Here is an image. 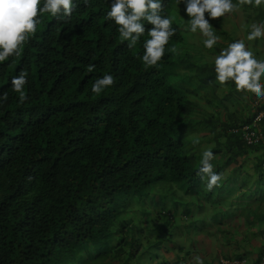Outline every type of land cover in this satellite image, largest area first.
<instances>
[{
    "label": "trees",
    "instance_id": "16d2710c",
    "mask_svg": "<svg viewBox=\"0 0 264 264\" xmlns=\"http://www.w3.org/2000/svg\"><path fill=\"white\" fill-rule=\"evenodd\" d=\"M177 3L165 0L175 35L155 66L140 59L147 32L132 48L120 38L110 0H74L65 20L38 16L20 54L0 64V264H264V139L244 133L264 137V117L254 126L264 101L214 71L242 40L225 25L237 9L246 47L264 59V37L247 39L264 4L233 0L209 21L219 39L206 49L184 11L175 21ZM23 69L21 100L10 81ZM105 74L113 85L93 94ZM205 150L222 175L211 190L197 175ZM203 231L223 244L220 254L208 247L207 262Z\"/></svg>",
    "mask_w": 264,
    "mask_h": 264
},
{
    "label": "clouds",
    "instance_id": "9594fccd",
    "mask_svg": "<svg viewBox=\"0 0 264 264\" xmlns=\"http://www.w3.org/2000/svg\"><path fill=\"white\" fill-rule=\"evenodd\" d=\"M73 2L74 0H0V64L20 54L25 40L37 30L40 23L38 16L48 14L65 20L72 15ZM164 3L165 0H110L107 17L118 26L120 38L128 42L129 48L134 47L145 32L150 37L143 42L144 51L140 57L145 66H155L162 59L165 45L175 35L173 20L161 15ZM181 3L184 5V15L188 18L185 19L189 25L188 30L191 33L199 32L205 37L203 46L206 49H212L219 39L209 21L223 17L237 8L233 0H178V5ZM245 3H254V6L258 7L264 4V0H239V4ZM181 18L184 19L182 16ZM145 25L151 27L146 31ZM245 35L244 33L242 40L233 41L220 51L215 57L214 71L216 80L221 85L231 80L238 91L252 92L261 97L256 100L259 104L264 101V59L257 58L253 51L246 47ZM261 37H264V25L252 24L247 39L251 41ZM28 82L29 72L26 69L11 78V91L18 93L21 100L25 99L24 89ZM113 83L114 77L105 74L95 79L90 91L99 95ZM7 95V92L0 95V101L6 100ZM262 114L264 112L260 115ZM233 131L237 132V129ZM213 159L211 150L203 151L201 167L197 173L201 179L207 178L206 186L209 190L222 179V175L214 171L211 163ZM220 261L223 264H248V261L237 262L223 258ZM197 264H202L199 258Z\"/></svg>",
    "mask_w": 264,
    "mask_h": 264
},
{
    "label": "rangeland",
    "instance_id": "374dc122",
    "mask_svg": "<svg viewBox=\"0 0 264 264\" xmlns=\"http://www.w3.org/2000/svg\"><path fill=\"white\" fill-rule=\"evenodd\" d=\"M179 5H180V8L178 9V16L175 17V21L176 22L180 21L179 16L180 15L183 16V11H184V10H182V6H181L182 3L179 4ZM181 11H182V13H181ZM228 16H229L228 22L225 24L226 28H228V29L230 28V29L233 30V26L236 25V29H234V30H236L239 33V35L243 38L244 37V33H245L244 30H245L246 15L243 17L242 16V10L237 9L235 13H232V14H230ZM185 18H187V17L185 16ZM213 230L214 229H209L210 232H213ZM195 241H196V243L201 241V243L199 242L197 244V245L200 244V247H199L200 249H198L199 257L202 258L206 262L209 261L210 256L214 257V253H219L220 251L223 250V248L220 246V245H223V244L218 242V241H216L215 238L209 237L205 231L197 233L195 235ZM208 247H210V249H214V251H213L214 253L213 254H210V253L206 252V250L209 249ZM218 258L221 259V256H218Z\"/></svg>",
    "mask_w": 264,
    "mask_h": 264
},
{
    "label": "built area",
    "instance_id": "2783aa9c",
    "mask_svg": "<svg viewBox=\"0 0 264 264\" xmlns=\"http://www.w3.org/2000/svg\"><path fill=\"white\" fill-rule=\"evenodd\" d=\"M263 116H264V114L260 115L256 119V121L254 123V126H256L258 124V122L261 121ZM244 133H245V136H246V140L248 141L249 144L259 143V142H261L264 139V137H263V135L261 133V130L259 128H258L257 131L251 132L250 128L246 127V128H244ZM244 263H246V262H244Z\"/></svg>",
    "mask_w": 264,
    "mask_h": 264
}]
</instances>
